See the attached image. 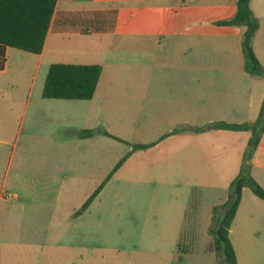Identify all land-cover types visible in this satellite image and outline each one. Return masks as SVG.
<instances>
[{
    "label": "crops",
    "instance_id": "0c3cea01",
    "mask_svg": "<svg viewBox=\"0 0 264 264\" xmlns=\"http://www.w3.org/2000/svg\"><path fill=\"white\" fill-rule=\"evenodd\" d=\"M205 1L208 0H57L40 54L6 49L0 75L9 72L10 76L1 77L0 83L6 81L12 91L5 107H1L0 101L4 116L0 124L7 127L6 119L24 107L23 114L29 112L32 125L47 118L60 131L61 135L51 144L60 147L61 157L65 149L71 148L73 160H80L72 176L60 177L59 194L75 195V191L82 190L87 200L120 160L123 162L114 174L122 171L137 153L152 161L150 165L155 164L154 167L141 165L128 174L137 176L140 184L155 179L188 183L186 206L125 207L120 211L112 209L111 216L106 218L108 226L119 225L120 233L151 229L150 240L140 241H156V255H146L143 251L124 254L108 249V255L94 262L92 258L82 259L81 247L76 244L71 264H171L160 255L162 248L168 252L166 246L173 255H179L180 263L190 256L215 254L208 250L213 241L210 229L219 216L217 213L214 217V209L227 200L250 132L199 130L203 127L199 119L212 116L218 119L215 122L227 124L255 121L264 98V78L250 76L243 69L244 29L217 25L234 16L236 0ZM249 5L259 21L252 47L264 66V0H251ZM56 63L100 65L101 74L92 99L42 98L48 69ZM39 78L41 92L33 95ZM65 130H70L72 135L65 136ZM86 131L94 134L82 137ZM2 132L5 129L0 127ZM214 133L230 142L227 157L209 159L203 145L197 143ZM135 145L144 147L135 151ZM98 149L105 154V160L113 150L119 156L115 161L109 160L110 164L108 161L96 177L93 156ZM250 163L251 177L264 189V133ZM212 165L214 171H210ZM47 182L42 180L35 185L37 191L24 192L23 199L31 196L47 199ZM3 183L0 181V202L5 193ZM246 189H242L229 240L237 264H264V201L246 193ZM196 193L204 198L203 205L201 200V204L192 205ZM11 197L14 203L7 209L8 229L11 226L20 230L25 225L24 229L29 230L26 236H31V230H45L56 221L71 224L74 231L97 227L96 219L91 216L93 202L81 213L78 211L86 200L78 207L64 209L61 212L66 214L65 218H57L49 216L57 213L54 208H42L43 204L28 208L18 193ZM182 241H187L190 248H180ZM46 243L0 241V264H60L61 259L48 254Z\"/></svg>",
    "mask_w": 264,
    "mask_h": 264
},
{
    "label": "rangeland",
    "instance_id": "374dc122",
    "mask_svg": "<svg viewBox=\"0 0 264 264\" xmlns=\"http://www.w3.org/2000/svg\"><path fill=\"white\" fill-rule=\"evenodd\" d=\"M205 2L213 3L215 1L208 0ZM9 67L10 70L13 68V59L11 55ZM8 73L0 75V78L9 77L10 74ZM38 81L40 84V78L35 82L34 89L32 91L33 95L41 92V89H38ZM0 87L2 88V90H0L1 107H5L4 105L9 103L7 101L9 91L12 90L7 87L6 81L1 80ZM24 110V107H21V109L16 112L13 117L6 119L7 122H9L7 124L8 129L4 125L0 124V127L5 129V132L0 133V140L3 141V144L0 146V181H4L3 185L5 192L3 200L0 202V241L47 242L46 244L49 245L47 249V251H49L48 254L56 255L55 257L58 258V260L61 259L62 261H65L64 263L60 261V264H71L73 248L77 247L75 246L76 244L81 247V251L79 253L82 256V259L88 260L89 258H92L94 259V262H96L95 260H99L101 257L108 255L106 252L108 249L123 251L124 254H136L138 251H143L146 255H156L155 253L158 250L156 241H140L146 239L150 240L151 236L149 237L148 234L153 232L151 229H138L120 233L119 225L108 226V221L106 220L107 217L111 216L110 212L112 209H119L118 211H120V209L125 207L186 206L188 201V183L184 181L180 182L178 180L173 182V180L155 179V181H147L146 183L140 184V180L137 176L131 177L128 175L131 171L139 169L141 165L149 166L152 163V161L144 160V156H138L139 153H137V155L135 154L131 158V161L123 168L122 171L117 174L113 173L111 178L104 184L105 187L103 191L91 204V206H93L91 216L96 219L95 226L97 227H95V229L88 230L83 228L82 231H74L71 224H63V222L60 221L50 224L45 230H31V236H26L29 230L24 229L25 225L22 228L23 230H14L11 226L8 229L7 220L9 214L7 213V209L9 208V205L14 203L13 198L11 197L14 193L19 194V199L24 200V205H28V208L29 206L32 208L40 204H43L42 208H54L57 213H50L49 216L54 215V217L56 216L57 218H65L66 214L61 212L62 210L69 209L71 207H78L86 200L84 197L85 193L82 190L79 192L75 191V195H71L67 192L58 193V182L60 177L64 175L72 176L74 173L73 170L78 165L77 161L80 160H73L74 151L71 150V148L69 150L65 149L63 156L61 157L60 147L58 148V146L55 147V145L51 144L54 143L56 141L55 139L61 135L60 131L57 128H54L51 124V120L41 118V121L32 125L28 116L29 112H27L24 116ZM2 111L3 109L1 110L0 108V122L4 121ZM199 120H202L200 125H203L202 128H205L213 124L211 122H215L218 119L216 117L209 116L205 119ZM199 130H201V128ZM71 135L72 133L70 130H65V136ZM197 143L203 145L204 150L206 151V157L209 159L213 156H221V158L224 156L227 157V155L230 154L227 151L228 144L230 143L228 142V139H226V137L223 139L215 133L205 135V137L198 140ZM46 145L49 146L47 147V150L45 149ZM218 146H220L219 149ZM79 150L81 149H78V151ZM133 150L136 151L135 148ZM104 155L105 154L98 149L96 154L93 156L95 165L94 175H96V177L100 175L104 165L109 160L115 161L117 159L119 153L117 150H113L110 154L107 153L106 160ZM108 155L110 159L108 158ZM60 159H63L64 161H61ZM156 160L157 159H154V161ZM150 166L154 167L155 164ZM212 166L213 168L210 167V171L215 170V165ZM42 180H47V183L49 184L47 199H40V197L33 198V196L23 199V193L33 192V190L37 191L35 185L40 184ZM100 183H98V185ZM220 183L222 184V182ZM51 186H53V188ZM39 188L38 190H40ZM246 193L253 194L249 187H247ZM200 200L203 205L204 198L198 197L197 193L194 194V197L192 196V205L201 204ZM34 211L37 210H33V212ZM120 216L121 215L119 213L116 214L117 218ZM76 233L77 237L74 238V234ZM137 240H139V242H137ZM132 243L139 245L126 246L127 244L131 245ZM181 247L187 250L190 248V245H188L187 241H182L180 248ZM165 249L168 252L162 248L160 255L163 260L167 257L171 264H198L199 260L203 261L202 264H222L223 260L222 256H217L216 254L211 255L207 252L206 255L202 256H190L185 262L180 263L179 255H177V253L173 255V253H171L172 250H169L167 246ZM184 255V253L181 254L182 257Z\"/></svg>",
    "mask_w": 264,
    "mask_h": 264
},
{
    "label": "trees",
    "instance_id": "16d2710c",
    "mask_svg": "<svg viewBox=\"0 0 264 264\" xmlns=\"http://www.w3.org/2000/svg\"><path fill=\"white\" fill-rule=\"evenodd\" d=\"M251 0H236V11L232 18L217 22L222 27H241L244 29L241 39L243 69L250 76L264 78V66L257 59L252 41L259 28V21L250 9ZM57 0H0V71L4 68L6 49H15L31 54H40L48 33ZM101 74L97 64L50 65L45 77L42 98L52 100H90L94 96ZM202 129L227 131H249L250 138L244 152L238 175L229 186L227 200L214 209V225L210 229L213 237L208 250L222 256V264H237L229 230L240 204L242 189L249 187L251 192L264 201V189L251 177V159L264 133V98L257 118L252 123L227 124L213 123ZM87 132L82 137L92 136ZM106 136L111 137L108 133ZM113 138V137H112ZM144 146L136 145L139 149ZM123 162L115 166L105 181L87 198L78 213L86 210L94 201L102 186L111 178Z\"/></svg>",
    "mask_w": 264,
    "mask_h": 264
}]
</instances>
